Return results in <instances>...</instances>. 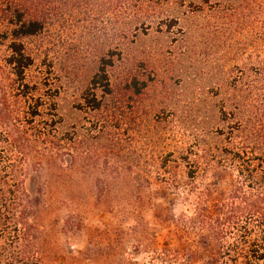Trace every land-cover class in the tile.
Returning a JSON list of instances; mask_svg holds the SVG:
<instances>
[{
	"label": "rangeland",
	"instance_id": "374dc122",
	"mask_svg": "<svg viewBox=\"0 0 264 264\" xmlns=\"http://www.w3.org/2000/svg\"><path fill=\"white\" fill-rule=\"evenodd\" d=\"M151 1L133 2L121 10L114 0H105L92 8V14L69 6L55 9L44 32L26 40L34 59L28 80L58 94L60 131L69 137L77 131L83 151L97 148L95 169L86 170L80 180L112 188L153 183L158 174L148 176L149 172L168 157V172L161 170L170 185L167 204L143 209L144 228L136 230L132 226L136 220L124 222L94 204L81 207L80 232L73 246L64 242L65 231L57 226L54 234L58 232L70 264H163L157 255L165 246L177 247V219L190 192L219 177L226 186L236 180V174L222 166L231 149L251 143L264 155V0ZM142 23L145 26L134 32L133 25ZM6 54V47L0 46V57ZM104 55L115 59L108 70L112 95L105 98L101 111L93 113L83 95ZM134 76L146 82L139 96L126 90L125 82ZM98 126L105 129L93 135L91 128ZM0 138L2 194L15 199L26 185L33 188L29 203L36 191L32 155L22 164L16 148L19 137L14 135L9 142L5 135ZM197 152L212 157L211 168L191 181L188 174L195 169ZM182 155H188L187 163ZM134 168L147 177L131 176ZM112 190L102 197H138ZM168 209L175 222L167 225L160 215ZM68 214L69 209L61 210L59 217ZM138 238L145 245L141 250Z\"/></svg>",
	"mask_w": 264,
	"mask_h": 264
},
{
	"label": "trees",
	"instance_id": "16d2710c",
	"mask_svg": "<svg viewBox=\"0 0 264 264\" xmlns=\"http://www.w3.org/2000/svg\"><path fill=\"white\" fill-rule=\"evenodd\" d=\"M103 1L0 0V46L7 50V54L0 57V137L5 135L7 142L14 135L19 137L16 148L20 151L22 164L25 165L32 155L36 181L35 196L29 203L27 197L32 187L28 190L23 185L20 196L15 199L2 194L0 187V264H70V255L60 246L59 234H54V230L58 226L65 231L64 242L73 246L80 232L83 215L80 210L84 205L94 204L100 210L121 217L124 222L136 220L132 226L138 230L144 228L143 209H159L167 204L165 195L170 185L165 183L161 170L168 172V157L165 163H158L154 171L149 172L148 176L158 174L153 183L132 182L112 188L89 185L80 180L86 170L95 169L99 159L97 148L92 146L87 152L83 151L77 131L72 137L67 132L62 133L58 94L28 80L34 59L28 52L26 40L44 32L53 11L69 6L74 11L88 9L92 14V8ZM114 1L122 10L133 2L139 5L143 0ZM133 26L137 32L145 23ZM106 57L101 58L83 95V103L93 113L101 111L105 98L112 95L108 70L114 66L115 59ZM119 58L120 55L117 61ZM125 85L126 90L139 96L146 82L134 76ZM100 128L105 129L98 126L90 132L97 135ZM3 152L0 141V153ZM196 156L195 169L188 174L191 181L198 180L199 175L211 168L210 155L200 156L197 152ZM154 159L152 157L150 161L155 162ZM181 159L187 163L189 157L182 155ZM222 164L225 172L232 170L236 174V180L226 186L219 177L203 188L194 186L184 202L185 211L177 219V247L165 246L157 255L163 264H264V155L257 153L251 143H245L231 149ZM130 171L131 176L147 177L139 168ZM116 174L121 176V173ZM109 189L119 193L126 190L138 197L132 200L102 197ZM95 192L99 195L94 199ZM144 193L162 196L146 199ZM65 209H69V214L60 219L59 212ZM160 219L167 225L175 222L169 209L160 215ZM139 238L138 249L141 250L145 245Z\"/></svg>",
	"mask_w": 264,
	"mask_h": 264
}]
</instances>
